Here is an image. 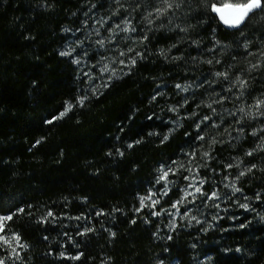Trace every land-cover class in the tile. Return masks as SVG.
I'll use <instances>...</instances> for the list:
<instances>
[{
    "label": "trees",
    "instance_id": "obj_1",
    "mask_svg": "<svg viewBox=\"0 0 264 264\" xmlns=\"http://www.w3.org/2000/svg\"><path fill=\"white\" fill-rule=\"evenodd\" d=\"M148 1H138L145 11L159 6V0ZM214 3L180 0L164 24L146 30L136 22L146 54L97 92L79 58L96 63L103 51L81 28L93 11L112 27L123 15L121 3L0 0V215L24 210L8 222L6 233L19 234L26 245L8 264H196L201 251L214 264H264V207L260 217L239 210L229 229L207 234L198 228L171 231L135 215L139 198L157 186L161 168L191 152L201 158L207 149L225 155L223 142L230 135L238 137L233 151L250 168L255 165L243 183L247 194H264V105L256 107L264 101V10L229 30L211 10ZM176 14L179 22L173 24ZM256 16L262 27L251 29ZM184 23L199 51L219 56L231 69L243 64L235 72L237 84L226 92L211 71L199 76L218 99L232 100L226 115H208L192 102L191 117L180 119L157 106L159 91L172 92L194 66L185 46L176 49V59L165 54ZM67 51L75 53L61 55ZM68 104L71 111L54 119Z\"/></svg>",
    "mask_w": 264,
    "mask_h": 264
},
{
    "label": "rangeland",
    "instance_id": "obj_2",
    "mask_svg": "<svg viewBox=\"0 0 264 264\" xmlns=\"http://www.w3.org/2000/svg\"><path fill=\"white\" fill-rule=\"evenodd\" d=\"M138 1L145 4L149 2L148 0H117L118 3L122 4L123 15L121 20L116 21L117 23L112 27L108 26L107 21L99 19L94 11L93 15L90 13L85 15L81 32L85 34L88 41L95 44V48L103 51L96 63L86 59V55H80L79 58L80 62H83L80 65L82 66L81 69L88 76L94 91L98 92L110 78L118 77L130 71L136 64H132L131 60L135 59L137 62L146 54L148 45L145 40H141L137 35L136 22L144 24L145 29L149 30V25H161L166 20V16L159 18L155 16L152 19L153 22L149 24V10L145 11L143 5H139ZM260 19L261 17L256 16L249 22V27L251 29L258 26L262 27ZM125 21L130 22L135 31H123L127 26ZM178 22L179 17L176 14L172 23L178 24ZM117 25H119V28L116 27ZM185 26V23L181 25L182 29L179 30V38L176 40L175 46L168 47L165 54L168 57L172 56V60L176 59L177 55H173L176 49L182 50L185 46L187 48L185 58L192 61L194 66L199 67L195 69L193 65L187 63L191 65L192 72H186L185 81L180 85V88L174 87L173 91H175L176 95L173 94V91L170 92L167 89L159 91L155 96L157 106L163 110H168L172 115L180 119L191 117L188 112V106L192 102L195 103V110L205 111L208 115H226L232 100L218 99L220 95H214L211 93V88H205L207 83H203L204 81L199 76L205 71L210 74L211 72L213 74L226 73V76L216 75L223 87L220 92H226L231 85L233 89V85L237 84L235 72L237 69H241L243 64H238L236 67L233 66L234 68L231 69L220 63L223 60L219 56H215L214 59V57L211 58L207 51L206 53L199 51L201 47H198V39L192 38V28ZM174 28L176 29V27ZM100 41H103V43L101 44ZM195 46L197 47L195 48ZM129 49H132V51H129ZM234 51L233 59L237 60L239 58L235 56V53H238L239 50ZM66 53H70L69 55L72 56L75 52L67 51ZM238 63H240V60H238ZM208 66L212 68L204 69V67ZM196 77H198V80L195 79ZM239 78L241 77L239 76ZM185 88H187V91L184 90ZM262 121L264 122V117H262ZM262 126L259 129L261 133L264 132V125ZM237 138L230 135L227 140L225 139L223 142V145L227 148L225 155L214 151L211 152L210 149H207L205 153H208V155L201 158L196 152H191L187 154L186 158L163 168L164 171L171 169L167 180H160L157 186L150 190L147 195L141 196L147 197L149 194H154L152 195V200H158L159 203L153 207L152 201L146 200V206L141 209L139 198L135 215L145 217L149 221H154L162 228L171 231L198 228L204 234L210 231L229 229L237 218L241 217L237 214L239 210H248L260 217L261 207H264V194L258 193L257 195L249 196L243 186V183L247 180L245 176L250 167L242 161L243 157L238 155L239 153L236 154V151H233ZM240 142L241 139H239ZM261 150H264V145L261 146ZM228 165H231V167H228ZM251 170H253V167H251ZM241 172L245 174L241 176ZM161 175L160 169L158 171V180ZM201 181H203L202 185ZM233 184L240 189L239 192L234 191ZM197 187L201 188V192H195ZM165 192H167L166 195L164 194ZM185 192L194 193V197L189 195L184 199ZM212 192L218 193V196L209 199ZM174 196L176 198H172ZM180 200H183V203L173 207ZM245 204L248 205L247 208L241 207V205ZM154 213H160V215H154ZM7 235L9 236V234ZM10 251L6 247H0V252L2 253L10 254ZM17 251L21 254V248H18ZM156 264L178 263L174 260L171 263L157 261ZM196 264L214 263L209 254H204L201 251L197 257Z\"/></svg>",
    "mask_w": 264,
    "mask_h": 264
},
{
    "label": "snow or ice",
    "instance_id": "obj_3",
    "mask_svg": "<svg viewBox=\"0 0 264 264\" xmlns=\"http://www.w3.org/2000/svg\"><path fill=\"white\" fill-rule=\"evenodd\" d=\"M180 7V0H159V6L155 7L152 12L148 13V17H151L155 15L157 18L161 16L167 15L170 11H174L175 9ZM257 9L264 10V0H238V2H232V0H218V3H214L211 5V10L215 12L219 19L227 26L229 27H239L242 23L245 22V20L249 17L251 13L256 11ZM153 21L151 19L148 20V23L151 24ZM125 24L127 25L123 31L132 30L135 31V28H133L130 24V22L125 21ZM119 28V25L116 26ZM147 39V37H145ZM102 44L103 41H100ZM129 51H132V49H129ZM70 53H61V55H69ZM132 64L136 63L135 59L131 60ZM106 70V69H105ZM217 76L225 75L226 73H217ZM240 87L243 88L245 85L244 81H239ZM177 88H180V85H176ZM187 91V88L184 89ZM85 98H81L78 100V104L83 105ZM261 105H264V101H258L256 104V107L259 109ZM73 105L68 104L65 111L60 113V116L55 117L54 119H60L64 115L67 114L68 111H71ZM211 107V105H209ZM243 113V109L240 110ZM261 115H264V113H260ZM205 120L208 119V117L204 118ZM48 123H52V121H48ZM255 135V132L253 133ZM167 139V137H165ZM199 139H203V136L199 137ZM215 143V141H213ZM39 143V141L37 142ZM248 155H252V152L247 153ZM205 156L208 155V153H204ZM228 167H231V165H228ZM252 167H255L253 165ZM171 171V169H169ZM169 171H164L163 168H161L162 175L159 177V180L157 183L160 182V180H167ZM248 171H251V168L248 169ZM245 173L241 172L240 175L243 176ZM203 184V181H201V185ZM234 191L239 192L240 189L236 188L235 185H232ZM195 192H201V188L197 187L195 188ZM165 195L167 192L164 193ZM152 195L149 194L147 197H140V205L141 209L146 206L145 201L151 200L152 206L154 207L156 204L159 203L158 200H152ZM192 195L194 197V193L185 192L184 193V199L187 198V196ZM218 196V193L212 192L209 196V199L215 198ZM183 203V200L177 201L176 204L173 205V207H176L178 204ZM241 207L247 208L248 205H241ZM23 209H18L17 212H13L9 215L3 216L0 215V247H6L10 249V254L5 257H0V264H8L9 260L19 259L20 258V252L17 251L18 248L26 247V245L21 244V237L17 233H13L11 237H9L6 232L10 231L8 228V222L12 221L14 216H16L19 212H23ZM100 213H98L99 215ZM48 217H53L54 213L52 211L48 212ZM154 215H160V213H154ZM194 219V218H193ZM88 231H91V229H88ZM114 235V233H113ZM63 255V253H61ZM72 259L78 260L80 259V256L71 257Z\"/></svg>",
    "mask_w": 264,
    "mask_h": 264
},
{
    "label": "water",
    "instance_id": "obj_4",
    "mask_svg": "<svg viewBox=\"0 0 264 264\" xmlns=\"http://www.w3.org/2000/svg\"><path fill=\"white\" fill-rule=\"evenodd\" d=\"M260 9H257L256 11H259ZM256 11H254V12H256ZM253 12V13H254ZM216 14V13H215ZM252 14V13H251ZM250 14V15H251ZM217 15V14H216ZM249 15V16H250ZM217 17H218V15H217ZM218 19H219V17H218ZM248 19V18H247ZM246 19V20H247ZM246 20H245V22H246ZM219 21H220V23L226 28V29H229V30H238V29H240L244 24H245V22L244 23H242L239 27H229V26H227V25H225L220 19H219Z\"/></svg>",
    "mask_w": 264,
    "mask_h": 264
}]
</instances>
